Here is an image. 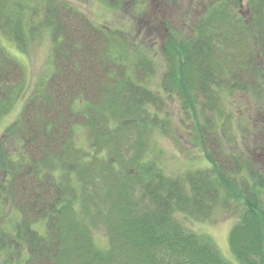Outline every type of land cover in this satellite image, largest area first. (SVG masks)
<instances>
[{
    "label": "trees",
    "instance_id": "1",
    "mask_svg": "<svg viewBox=\"0 0 264 264\" xmlns=\"http://www.w3.org/2000/svg\"><path fill=\"white\" fill-rule=\"evenodd\" d=\"M23 2L0 0V29L25 50L49 27L54 70L7 128L20 139L16 157L0 150V206L20 213L13 229L0 217V253L18 251L23 264H234L179 214L204 220L217 207H238L232 252L238 264H264V174L242 145L247 127L240 142L227 108L237 94L262 104L264 0H199L191 37L165 49L157 90L116 53L120 32L63 0H42L43 15L30 17L41 20L28 22L18 14ZM151 62L134 61L147 71ZM24 82L22 64L0 46V116ZM163 93L180 99L181 120L211 167L174 176L149 155L152 133H171ZM79 125L89 150L74 139Z\"/></svg>",
    "mask_w": 264,
    "mask_h": 264
},
{
    "label": "rangeland",
    "instance_id": "2",
    "mask_svg": "<svg viewBox=\"0 0 264 264\" xmlns=\"http://www.w3.org/2000/svg\"><path fill=\"white\" fill-rule=\"evenodd\" d=\"M10 1L13 5L16 0ZM63 1L84 12L95 24L111 28L112 31H109L113 34L120 32L118 36L121 47L116 53L125 58L131 71L138 72L142 79L146 78L149 86L154 90L159 88L158 85L166 70L165 49L181 44L191 37L192 24L197 20L201 8L199 0H116L115 5L107 4L104 0ZM41 2L42 0H29V2L24 0L21 12L18 14L22 19L36 23L41 19H35V16L34 19H30V17L32 18L33 14L43 15L45 5ZM35 9H38V13H35ZM0 46L19 61L25 71L23 89L10 110L0 116V150L4 155L11 154L16 157L21 149L20 139L7 134L6 131L18 120L26 101L54 70L51 29L43 27L40 32L35 31L25 50H21L12 37L0 29ZM139 57L144 62L151 60L152 69L145 70V65L137 68L134 61ZM260 65L263 71L260 95L262 104L259 103L257 96L237 94L234 97L236 102L230 105L228 102L227 108L239 120L236 122L239 125L236 136L240 142V131L242 132L243 127H247L242 145L246 147L248 143L246 148L255 157V167H260L259 170L264 174V58L260 60ZM163 98L162 115L165 114V118L170 117L169 119L172 120L169 123L171 133L169 135L160 130L154 131L150 136L149 155L157 157L164 171L174 176L185 175L189 170L211 167L212 164L205 158L201 146L193 140L196 132L192 126L186 125L184 120H181L185 114L180 99L171 97L167 93H163ZM254 99L257 100L256 106ZM79 103L81 106L80 101ZM75 128L74 139L77 145L89 150L90 139L87 128L82 125ZM0 208L2 212L0 217L2 216L4 225L13 229L20 213L14 206L4 201ZM239 214L238 207L230 209L217 207L211 217L204 220L183 214H179V218L187 229L210 237L223 257L238 264L230 247L229 236ZM94 240L100 248L105 249L108 246L103 229L95 231ZM21 247L22 244L19 245V249ZM12 261L13 264H23L18 251L10 253L4 250L0 253V264H12Z\"/></svg>",
    "mask_w": 264,
    "mask_h": 264
}]
</instances>
